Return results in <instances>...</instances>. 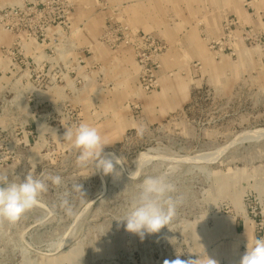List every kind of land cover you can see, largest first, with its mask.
<instances>
[{
    "label": "rangeland",
    "instance_id": "rangeland-1",
    "mask_svg": "<svg viewBox=\"0 0 264 264\" xmlns=\"http://www.w3.org/2000/svg\"><path fill=\"white\" fill-rule=\"evenodd\" d=\"M257 2L241 0L261 16ZM145 5L0 0V173L62 179L18 221L0 217V264H239L264 238V34L227 13L217 32L169 15L204 44L183 45L135 22ZM81 123L121 158L112 174L78 163L64 134ZM161 175L182 202L142 239L121 219Z\"/></svg>",
    "mask_w": 264,
    "mask_h": 264
},
{
    "label": "clouds",
    "instance_id": "clouds-1",
    "mask_svg": "<svg viewBox=\"0 0 264 264\" xmlns=\"http://www.w3.org/2000/svg\"><path fill=\"white\" fill-rule=\"evenodd\" d=\"M64 139L79 149L78 163H91L96 171L105 176L112 174L116 166L121 164L120 157L104 152L106 144L94 126L81 123L74 130L67 129ZM139 166L141 165L138 163ZM49 180L54 185L62 183L59 175L48 174L42 178H34L29 173L21 182L16 183L9 181L7 173H0V217L11 223L18 221L26 211L39 203L38 197L47 191L46 181ZM76 188L81 190L80 185ZM175 192L176 187L168 180L167 175L146 177L136 200L121 219L126 222V230L143 239L145 234L157 233L168 226L182 202L181 197H173ZM62 206L69 216L73 215V209L67 200L62 202ZM163 264H196V260L177 257L174 260L166 259ZM239 264H264V238H257L251 247L247 246Z\"/></svg>",
    "mask_w": 264,
    "mask_h": 264
},
{
    "label": "crops",
    "instance_id": "crops-1",
    "mask_svg": "<svg viewBox=\"0 0 264 264\" xmlns=\"http://www.w3.org/2000/svg\"><path fill=\"white\" fill-rule=\"evenodd\" d=\"M254 9L259 11L261 16H256L254 12H249L242 5L241 0H146L144 9L134 15L135 22L142 24L146 28H150L153 31H157L159 34L168 36V39H176L181 34L184 35L185 42L183 45H204L199 40V35L193 28L179 30L178 32L165 28L166 18L169 15L178 16L184 19L187 26H190L188 19L193 18L196 14L205 17L212 32L216 25V32L218 30L219 18L223 13L229 15H236L238 22L242 26L256 29L264 34V29L260 24V18L264 17V0H258L254 5ZM152 22L154 26L156 22L159 23V27H151ZM189 23V24H188ZM164 28V29H162ZM162 31H164L162 33ZM239 32V31H238ZM241 32V31H240ZM238 45H246L245 42H238Z\"/></svg>",
    "mask_w": 264,
    "mask_h": 264
},
{
    "label": "bare ground",
    "instance_id": "bare-ground-1",
    "mask_svg": "<svg viewBox=\"0 0 264 264\" xmlns=\"http://www.w3.org/2000/svg\"><path fill=\"white\" fill-rule=\"evenodd\" d=\"M246 136H247V135H246ZM246 136H245V137H246ZM248 137H250V135H249Z\"/></svg>",
    "mask_w": 264,
    "mask_h": 264
}]
</instances>
